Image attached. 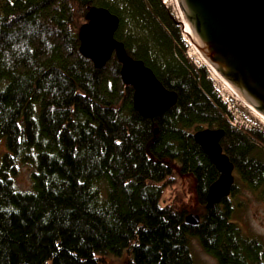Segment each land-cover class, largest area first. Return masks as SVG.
Segmentation results:
<instances>
[{
    "label": "trees",
    "instance_id": "16d2710c",
    "mask_svg": "<svg viewBox=\"0 0 264 264\" xmlns=\"http://www.w3.org/2000/svg\"><path fill=\"white\" fill-rule=\"evenodd\" d=\"M93 7L118 17L115 39L177 94L170 109L142 117L115 54L99 69L81 54ZM186 49L163 0H0V264H109L123 253V264H196L191 239L217 264H264V240L236 219L239 193L264 204V130L230 124ZM206 128L224 131L235 176L210 209L219 173L193 136ZM21 165L32 168L29 191L15 186ZM188 174L197 207L161 206ZM190 213L197 225L186 223Z\"/></svg>",
    "mask_w": 264,
    "mask_h": 264
},
{
    "label": "water",
    "instance_id": "95a60500",
    "mask_svg": "<svg viewBox=\"0 0 264 264\" xmlns=\"http://www.w3.org/2000/svg\"><path fill=\"white\" fill-rule=\"evenodd\" d=\"M191 40L211 67L258 114L264 117V0H176ZM88 22L79 30L80 52L99 69L115 54L123 83L133 88L134 109L154 118L175 105L177 94L167 90L140 60L126 53L114 37L119 19L109 11L93 7ZM222 129H200L194 133L219 173L206 196L210 209L228 198L235 182L234 166L223 152ZM186 223L197 225L200 217L190 213Z\"/></svg>",
    "mask_w": 264,
    "mask_h": 264
},
{
    "label": "rangeland",
    "instance_id": "374dc122",
    "mask_svg": "<svg viewBox=\"0 0 264 264\" xmlns=\"http://www.w3.org/2000/svg\"><path fill=\"white\" fill-rule=\"evenodd\" d=\"M163 3L167 7L171 8L176 18L181 21V18L183 16L181 14L177 1L163 0ZM190 34H186L184 32V39L187 45L186 54L188 51L192 52L193 46H195V44L191 40ZM195 55L199 56L198 54ZM191 57L192 59L189 58L190 62L192 61L193 63L194 60H197L194 54H192ZM253 115L257 119L256 125L259 126L262 130H264L263 120L257 114L253 113ZM258 120L260 122H258ZM4 152H6V147L4 145V142H0V158L4 154ZM31 171L32 168L30 166L21 165L19 167L18 174L14 178L15 186L18 190H30ZM238 187L241 188V185H238ZM175 198L182 200V203L188 206L189 210L191 211L197 207V200L195 194V179L191 174L178 176L176 184L174 186L166 188L163 191L160 200V205L163 206L166 203L173 201V199ZM236 202L237 206L238 203L241 204V207H238L240 211L238 212L239 214L237 215L236 219L239 224L243 227V230H245L249 234L259 237L261 240H264V204L256 201L254 198L243 192L239 193V196L236 197ZM190 250L196 264H217L216 260L213 257H211L202 250L196 239L190 240ZM106 258L109 264H123L126 262L127 254L123 253V255L120 257L108 255Z\"/></svg>",
    "mask_w": 264,
    "mask_h": 264
},
{
    "label": "built area",
    "instance_id": "2783aa9c",
    "mask_svg": "<svg viewBox=\"0 0 264 264\" xmlns=\"http://www.w3.org/2000/svg\"><path fill=\"white\" fill-rule=\"evenodd\" d=\"M193 51L187 52L188 58L192 59L191 55L194 54L197 60L193 61V65H195L197 68H206L208 79L212 81L214 90L218 93L221 101L226 106L230 124L236 129L244 132L259 127L256 125L257 119L253 115L255 112L250 108V106L211 67V65L204 59L196 46H193ZM195 54H198L199 56ZM258 122L260 121L258 120Z\"/></svg>",
    "mask_w": 264,
    "mask_h": 264
},
{
    "label": "bare ground",
    "instance_id": "6f19581e",
    "mask_svg": "<svg viewBox=\"0 0 264 264\" xmlns=\"http://www.w3.org/2000/svg\"><path fill=\"white\" fill-rule=\"evenodd\" d=\"M181 22H182V25H183V28H184V32L186 33V34H190L191 32H190V30H189V27H188V25H187V23H186V21L183 19V17L181 18ZM242 98V97H241ZM243 99V98H242ZM262 120H263V122H264V117L263 116H261L260 114H258L256 111H254Z\"/></svg>",
    "mask_w": 264,
    "mask_h": 264
},
{
    "label": "clouds",
    "instance_id": "9594fccd",
    "mask_svg": "<svg viewBox=\"0 0 264 264\" xmlns=\"http://www.w3.org/2000/svg\"><path fill=\"white\" fill-rule=\"evenodd\" d=\"M228 114V113H227Z\"/></svg>",
    "mask_w": 264,
    "mask_h": 264
}]
</instances>
